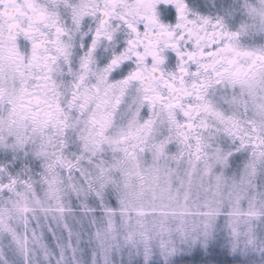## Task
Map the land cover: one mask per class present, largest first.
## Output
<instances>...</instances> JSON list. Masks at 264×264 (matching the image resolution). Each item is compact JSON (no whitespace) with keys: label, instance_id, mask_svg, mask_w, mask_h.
Instances as JSON below:
<instances>
[{"label":"clouds","instance_id":"obj_1","mask_svg":"<svg viewBox=\"0 0 264 264\" xmlns=\"http://www.w3.org/2000/svg\"><path fill=\"white\" fill-rule=\"evenodd\" d=\"M7 12L0 264H160L159 224L181 212L198 229L177 248L264 264V61L251 79L236 71L264 54V0H5Z\"/></svg>","mask_w":264,"mask_h":264},{"label":"snow or ice","instance_id":"obj_2","mask_svg":"<svg viewBox=\"0 0 264 264\" xmlns=\"http://www.w3.org/2000/svg\"><path fill=\"white\" fill-rule=\"evenodd\" d=\"M8 2H11V0H8ZM3 3H5V0H0V4ZM162 11H164L163 8ZM14 14V12L0 13V15H7L9 17H12ZM10 26L14 25L10 22ZM129 44V55L139 57L141 53L138 50V44L134 41H130ZM123 47L124 44H121V48ZM246 55L251 58L249 66L246 69L237 68L236 71L247 80L251 79L258 71L261 70L257 65L259 61H264V54L247 53ZM208 66L209 65H206V67ZM125 160L130 165V167L126 169V179L129 180V187H133L130 181L133 176H140V173L137 170L138 166L134 161V156L129 155L127 150ZM129 195L134 197L138 195V193L133 190L129 193ZM176 215L179 219H177L174 226L170 227L167 221H162L159 224L161 235L159 248L164 254V258L161 260L160 264H221L219 252L211 245L201 246L200 244H197L192 246L191 244H188L181 245L179 248L176 247L173 236L179 235L182 237H188L191 233L197 231L198 229L197 225L189 224L186 220L189 213L181 212ZM204 226L207 227V224ZM157 254L159 255V253Z\"/></svg>","mask_w":264,"mask_h":264}]
</instances>
